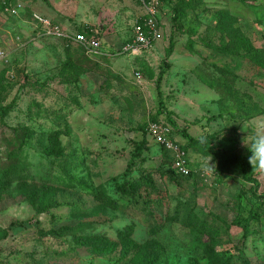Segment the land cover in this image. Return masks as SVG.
Wrapping results in <instances>:
<instances>
[{"label": "rangeland", "instance_id": "1", "mask_svg": "<svg viewBox=\"0 0 264 264\" xmlns=\"http://www.w3.org/2000/svg\"><path fill=\"white\" fill-rule=\"evenodd\" d=\"M6 2L19 4L17 15L3 11ZM163 7V38L153 49L98 58L74 34L98 30L105 50H118L142 15L137 0H0V107H13L0 119V169L28 173L0 196L7 232L0 264L142 262L135 247L122 255L120 233L138 248L161 243L157 264H264V172L249 163L247 146L264 134V0H171ZM225 15L260 57L224 52L229 41L217 25ZM36 16L69 38L48 34ZM162 69L159 91L177 128L166 147L148 134V150L125 174L133 142L142 139L135 129L158 112ZM182 130L211 143L189 147L193 176L174 178L177 156L169 149L186 145ZM17 135L25 138L21 150ZM42 145L61 152L47 155ZM223 149L246 162L247 177L239 163L220 174ZM123 180L136 186L139 201L118 195L116 181ZM42 188L57 205L39 212L46 201L32 204L30 196L40 197Z\"/></svg>", "mask_w": 264, "mask_h": 264}, {"label": "trees", "instance_id": "2", "mask_svg": "<svg viewBox=\"0 0 264 264\" xmlns=\"http://www.w3.org/2000/svg\"><path fill=\"white\" fill-rule=\"evenodd\" d=\"M162 4H166L169 7L171 5V0H162ZM7 5H8L7 2L1 5L4 12H5V8L7 7ZM163 9H164V7H163ZM179 13H180L179 7L174 6L173 7V18H172L174 24L179 19V15H180ZM223 17H226V21L219 23L217 25V32H220L222 34V36H224V39H227L229 41L228 44L225 45L224 52L226 54H230V55H234V56L243 55L246 53H250V54L254 53L256 57H260L261 51L258 50L253 45V43L251 42L249 37H247L245 34H243L239 29L234 28L233 23H234L235 19L229 15H225ZM141 19H142V15L140 16V18L138 20L141 22ZM138 20H136V21H138ZM228 21H229V23H227ZM90 29L91 28L82 29V30H78L77 32L85 33L89 36L90 35ZM100 37H101V35H100ZM129 41L130 40L126 41L125 43H127ZM83 50L86 52V50L84 48H83ZM172 51H173V43H171L168 47V54H171ZM106 52L108 54L105 57H109V58L121 55L120 52L116 51L115 49L114 50L113 49L106 50ZM97 57L100 58L101 56H97ZM256 57H255V59H256ZM260 62H262V61H260ZM166 66H168V64ZM164 74H165V70L164 69L160 70V73H159V76L157 79V83H158L157 87H158V92H159V97H160L158 112L156 113L155 116L151 117L150 123L141 124L135 129L137 132L142 133V139L140 141H134L133 142L134 143L133 160L128 164V168L125 171V174H127L129 169H131L134 166V163H135L134 160L135 159H142L144 151L148 150L147 135L150 134L149 133V126H151V124L168 126V127H170V129H173V130H175L177 128L176 122L173 120L171 113L168 112L165 108V103L163 102V100L161 98V93L159 91L160 90V83L164 78ZM12 108L13 107L11 105L0 107V119L5 118L11 112ZM164 114L166 115L165 121L160 118V116L164 115ZM171 133H172V131H171ZM171 133H170V137H171ZM181 133L187 140L186 145L184 147L181 146V149L185 152V155H186L187 149L189 147H198L199 146V147H201L200 149H203L202 146H204V147H207V149H208V146H210L211 142L208 139H197L195 137H192L187 133L186 130H182ZM20 137H21L20 135H17L14 138H15V143L18 145V147L21 150V148L26 143L24 142L25 138H20ZM22 137H25V136L23 135ZM42 148H43L44 153H46L47 155H54L55 154L56 156H59V153L61 152L59 150H55L52 146L47 147L45 145H42ZM18 152L13 153L12 155L10 154L9 157H11V156L14 157L15 155L18 154ZM215 156H217V155L215 154ZM220 158L223 161V164L225 166V168L222 169L220 172L221 175H223V172H226L232 166L239 163V164H241L244 173H246L245 177H247V172L245 170L247 167V164L240 156H236V155L230 156L229 151L226 149H223L222 156ZM185 159H186L185 160V162H186L185 167L189 171L188 176H193V170L191 167L192 165L190 163H188L189 160L187 159V157H185ZM171 175L174 178L179 177V176L184 177V175L178 174L177 172H174V171L171 172ZM188 176H186V177H188ZM15 177L17 179H20V180L27 178L28 177L27 170L22 166H19L18 168H16L15 165L11 166L10 168L0 169V196H1L2 192L5 190V188L10 184L12 179H14ZM124 177H126V175H124L123 178ZM70 179H72V178H70ZM116 190H117L118 195L123 197V198H126L128 202L139 201L137 194H136L137 193L136 186L127 180H123L122 182L116 181ZM41 192L42 193H41L40 197H37L36 195L30 196L32 204H36V201L39 198H40V201L48 202V203L42 202V204H41L42 206L38 209L39 212L48 211L50 206L52 207V205L53 206L57 205L56 201L54 200V196H50L45 188H42ZM47 195H49V196H47ZM111 204L114 206L115 203L112 202V203H110V205ZM143 204H144V206H143L144 210L147 211L148 214H151L150 201L144 200ZM46 234H52L55 236V235L61 234V231L50 230V231L46 232ZM6 236H7V232L0 228V238H4ZM119 237H120V242L123 244V250L125 248L122 255L125 257L127 255V252L132 250L135 247V249H138L139 258L142 260V262H140L138 260L139 264H157L160 257L165 254L164 246L161 243H159L157 240H152L150 242H146L143 246L138 248L137 245L133 246V243L124 239V237H125L124 233H120ZM85 240H86L85 244H88L87 239H85ZM90 243L95 248L96 252H98L99 254L102 253V251L98 247L99 245H98L97 239H90ZM126 244H127V246H125ZM109 248H112V246H110Z\"/></svg>", "mask_w": 264, "mask_h": 264}, {"label": "built area", "instance_id": "3", "mask_svg": "<svg viewBox=\"0 0 264 264\" xmlns=\"http://www.w3.org/2000/svg\"><path fill=\"white\" fill-rule=\"evenodd\" d=\"M141 11L142 19L141 22L138 20L134 23L132 28V40L122 45L119 48L118 52L120 54H133L135 56L142 53L148 52L154 48L156 43L162 40V16H163V4L162 0H137ZM19 4H8L5 8V12L15 16L18 14ZM39 20L43 21L45 26L48 28L47 33L52 34L53 36H65L69 35L63 34L58 26H51V23L37 17ZM74 42L82 46L86 50V54L91 57L96 56H106L108 53L104 48L102 38L98 30L90 29V35L88 36L85 33L76 32L72 38ZM5 55L3 51H0V63H2ZM137 77H140L139 72L136 73ZM149 133L153 139H157L160 143V146L166 147L169 142L171 129L168 126L151 124ZM168 149V148H167ZM176 154V159L173 164L175 172L181 175L187 174L189 171L185 167V152L181 147H177V150L169 149Z\"/></svg>", "mask_w": 264, "mask_h": 264}, {"label": "clouds", "instance_id": "4", "mask_svg": "<svg viewBox=\"0 0 264 264\" xmlns=\"http://www.w3.org/2000/svg\"><path fill=\"white\" fill-rule=\"evenodd\" d=\"M247 146L250 152L249 163L258 171L264 172V134L254 135L250 146ZM207 163L209 168H213L209 166V161Z\"/></svg>", "mask_w": 264, "mask_h": 264}, {"label": "crops", "instance_id": "5", "mask_svg": "<svg viewBox=\"0 0 264 264\" xmlns=\"http://www.w3.org/2000/svg\"><path fill=\"white\" fill-rule=\"evenodd\" d=\"M12 4H14V3H12Z\"/></svg>", "mask_w": 264, "mask_h": 264}]
</instances>
